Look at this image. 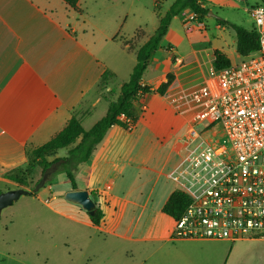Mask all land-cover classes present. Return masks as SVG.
Listing matches in <instances>:
<instances>
[{
  "label": "crops",
  "instance_id": "crops-1",
  "mask_svg": "<svg viewBox=\"0 0 264 264\" xmlns=\"http://www.w3.org/2000/svg\"><path fill=\"white\" fill-rule=\"evenodd\" d=\"M198 1L207 9L205 0ZM84 4L79 1L78 13L62 0H0V181L25 167L28 152L58 135L72 117L85 130L91 129L107 114L136 65L135 52L118 39L125 24L115 21L114 30L105 32L85 13ZM106 4L96 2L93 7ZM190 14L185 10L178 16L184 23ZM149 37L145 33L141 44ZM112 42L122 46V57L131 55L132 64L110 59L107 46ZM172 51L164 38L149 65L161 71L158 82L152 85L142 79L143 86L157 89L173 74L166 93L139 96L136 125L131 130L113 126L76 172V190L96 193L94 202L104 213L100 226H94L88 215L79 219L51 207L39 194L32 198L55 214L95 227L104 246L114 244L104 253V264L115 253L122 264H264V237L237 242L173 237L174 218L163 207L177 187L166 174L183 156L182 138L191 114H177L169 95L201 85L206 79L202 67L213 64L214 56L207 53L206 60L202 49H193L187 59L173 51L172 65ZM220 51L232 62L228 52ZM105 71L113 76L104 80ZM121 73L128 76L115 86L117 94L112 87ZM72 190L71 185L65 194Z\"/></svg>",
  "mask_w": 264,
  "mask_h": 264
},
{
  "label": "built area",
  "instance_id": "built-area-1",
  "mask_svg": "<svg viewBox=\"0 0 264 264\" xmlns=\"http://www.w3.org/2000/svg\"><path fill=\"white\" fill-rule=\"evenodd\" d=\"M262 3L251 9L257 52L220 71L212 66L201 85L169 95L177 114H191L183 156L166 174L176 191L190 199L184 213L174 218V239L237 242L264 237ZM196 19L191 13L184 24ZM217 124L221 133L213 129Z\"/></svg>",
  "mask_w": 264,
  "mask_h": 264
},
{
  "label": "rangeland",
  "instance_id": "rangeland-1",
  "mask_svg": "<svg viewBox=\"0 0 264 264\" xmlns=\"http://www.w3.org/2000/svg\"><path fill=\"white\" fill-rule=\"evenodd\" d=\"M104 1L108 4L103 7H93L96 2ZM175 1L85 0L83 9L86 14L90 15L96 27L106 29L105 32L110 33L114 30L115 21L125 24V27L119 31L118 39L122 45L125 42L127 48H134L141 45L145 33L147 36H152L155 33L159 26V16L165 15ZM205 4L208 13L201 18L197 16V22L184 24L182 16L174 18L165 37L166 40L171 42L175 53L187 56V59L192 58L193 49H202V55L206 60H209L207 53L212 54L215 50L213 51L211 48H217L228 52L232 58V64L237 63L240 59L236 52V34L232 25L249 30L255 28L251 9L263 4L262 0H205ZM125 16L127 17L125 18ZM220 20L221 24H219ZM197 23L202 26H198ZM186 28L189 31L192 28V31L187 33ZM138 30L143 31V37L125 40ZM121 47L119 43L114 42L107 46L110 59L132 64L130 54L126 58L122 57ZM172 65H174L173 59ZM127 66L130 65L127 64ZM127 66L125 64V67ZM212 66L213 64L208 62L203 65L202 77L203 74L206 77L209 76ZM160 72L155 69L154 65L149 66L143 78L150 80L152 85H156L158 82L156 77L160 75ZM120 75L121 78L116 80L112 87L117 94L118 87L115 88V86L127 79L126 76H128L126 73ZM130 76L131 74H129V78ZM113 100L116 99L113 98ZM202 127L197 128L202 130ZM182 128L183 125L179 127V130ZM213 129L216 132H222V127L219 124L215 125ZM69 148L58 151L48 160L52 161L66 156ZM60 165L50 175L53 179L51 181L48 179L45 186L35 196H22L13 205L3 210L0 218V264H104L106 262L104 253L110 252L114 244L104 246L102 234H99L95 227L76 223L65 216L55 214L38 200L32 198L39 194L46 204L55 209L64 210L67 214L79 219L86 215L89 216L88 212L80 206L64 204L66 203L65 191L71 187V184ZM42 173V168L36 165L26 167L23 177L28 186H20L7 179L0 181V191L5 192L16 188L31 191L41 179ZM95 196L91 195L93 200H96ZM110 256H114V258L107 264L123 263L117 253Z\"/></svg>",
  "mask_w": 264,
  "mask_h": 264
},
{
  "label": "trees",
  "instance_id": "trees-1",
  "mask_svg": "<svg viewBox=\"0 0 264 264\" xmlns=\"http://www.w3.org/2000/svg\"><path fill=\"white\" fill-rule=\"evenodd\" d=\"M74 11L80 13L78 7L80 0H62ZM264 2V0H262ZM185 10H190L191 13L202 17L208 13V10L198 0H176L166 14L159 16V26L155 33L150 36L139 47H128L129 51H134L136 55V65L133 68L131 76L125 82L120 90V94L115 101L110 102L107 114L100 119L91 129L85 130L79 119L72 117L66 127L54 138L47 143L33 148L28 152V164L23 168L15 169L7 173L4 178L17 183L20 186H28L24 180L25 169L31 165H36L46 171L55 162H61L60 168L65 172L67 180L76 190V172L80 165L88 162L96 151L98 145L104 140L108 131L113 126H120L126 130H131L130 125L135 126L139 119L138 111L135 104L138 102L139 96L147 97L152 93L164 95L174 80L173 74L167 75V82H163L157 89H152L142 85L143 76L148 69L152 56L160 48L162 40L168 33L170 24L174 17L180 15ZM222 21H219L221 24ZM232 28L237 38V53L244 57L257 52L260 49L259 37L255 28L249 30L241 26L232 25ZM144 36L142 30L135 33L134 38L139 39ZM123 46L127 44L124 42ZM213 67L220 71L232 65L230 59L220 50H215L213 53ZM108 76H113L112 73L105 71L103 79ZM74 145L73 147H71ZM71 147V148H69ZM68 149L65 157H59L52 161L48 158L57 154L62 149ZM50 181L53 179L50 176ZM47 179V180H48ZM1 193V191H0ZM34 188L31 190V196H35ZM95 196V192H91ZM190 199L187 195L181 192H173L163 207V212L173 218L180 217L187 208ZM89 214L90 222L94 226H100L104 213L98 205L92 214Z\"/></svg>",
  "mask_w": 264,
  "mask_h": 264
},
{
  "label": "water",
  "instance_id": "water-1",
  "mask_svg": "<svg viewBox=\"0 0 264 264\" xmlns=\"http://www.w3.org/2000/svg\"><path fill=\"white\" fill-rule=\"evenodd\" d=\"M211 14V13H209ZM62 161L55 162L49 169L42 173L41 179L35 185V192H38L45 186L48 177L53 174ZM31 191L24 188H16L0 193V218L4 209L10 207L22 196L30 195ZM65 199L73 204L80 205L85 211L92 214L97 204L92 199L90 193L86 190H72L65 194Z\"/></svg>",
  "mask_w": 264,
  "mask_h": 264
}]
</instances>
